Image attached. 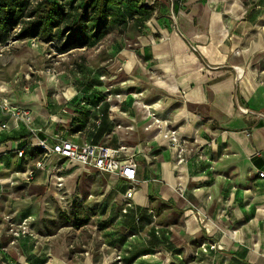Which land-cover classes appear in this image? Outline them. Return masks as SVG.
Returning a JSON list of instances; mask_svg holds the SVG:
<instances>
[{"label":"crops","instance_id":"obj_1","mask_svg":"<svg viewBox=\"0 0 264 264\" xmlns=\"http://www.w3.org/2000/svg\"><path fill=\"white\" fill-rule=\"evenodd\" d=\"M115 2L110 8L114 25L134 48L116 46L112 64L105 68L112 75L110 85L123 96L107 105L106 122L120 128L113 127L101 144L110 148L122 144L137 152L139 185L132 200L137 213L151 209L156 224L170 229L169 242L159 243L142 223L120 216L129 187L124 180L92 169L71 170L64 184L71 177L95 172L110 176L112 187L117 182L122 185L118 202H111L108 210L120 224L114 230L99 228L98 233L84 226L85 250L75 249L79 230L61 251L60 228L48 233L40 220L31 230L36 237L11 244L0 236V264H112L114 256L122 264H264V176L260 175H264V85L255 84L248 74L237 78L244 57L238 48L253 29L264 34L260 28L264 16L257 19L264 0H161L157 5L161 17L153 14L142 29L137 21L145 0ZM25 101L20 106L32 113L33 127L49 136L66 135L72 107L68 106L71 112L59 108L51 112L45 101ZM135 101L159 106L164 129L198 142L202 160L176 165L174 152L161 138L154 139L157 128H147L150 119ZM28 137L22 122L9 119L0 127V191L4 186L7 197L15 198L13 190L19 189L8 186V176L36 159L37 150L26 146ZM18 149H25L22 158L16 157ZM24 187L28 193L20 196V203H13L11 214L36 217L32 200L46 204V196L55 189L50 173H38ZM35 189L45 195L32 193ZM73 195L76 198L75 191ZM124 231L129 235L122 241ZM204 242L219 248L204 255L199 249Z\"/></svg>","mask_w":264,"mask_h":264},{"label":"rangeland","instance_id":"obj_2","mask_svg":"<svg viewBox=\"0 0 264 264\" xmlns=\"http://www.w3.org/2000/svg\"><path fill=\"white\" fill-rule=\"evenodd\" d=\"M170 1L173 2V0ZM158 4H161V0L155 3L154 17H161ZM262 16H264V11L260 12L257 19L260 20ZM113 17H115V13L111 12L107 32L100 39L91 40L83 49L70 51L60 49L58 38L53 42L44 43L36 39L19 41L15 38L17 30L9 32L7 36L2 34L0 39V103L4 102L11 107L22 108L21 102L36 99V102L45 101L47 107L51 108V112L58 108L71 112L68 106L73 107L72 104L82 95L81 93L90 89L91 85L97 84V73L112 64L111 60L116 55V52L113 51L115 47L134 48L131 40L121 38L122 33L115 27L116 20H113ZM125 28L128 26L125 25ZM140 28L142 29L143 25H140ZM260 28L264 30V28ZM238 49L242 52L241 56L244 54L241 62L242 76L248 74L252 76L255 84L264 85V34L258 28L253 29L250 39ZM110 84L109 82L104 83L107 87ZM60 114L65 113L61 110ZM64 117L67 118L68 115ZM9 119L12 118L0 110V127L6 125ZM12 121L21 122L13 119ZM80 137L84 140V136ZM9 178L10 175L7 179L8 186L19 187V189L13 190L16 195L14 198V196L7 197L5 195L7 190L4 186L1 187L0 236H3L5 240H11V244L16 242L12 237L13 233L25 219H27L29 229L26 237H36L31 230L39 224L40 220H43L42 223L45 227L47 226L48 233L52 228L59 227L63 237L59 248L61 251L71 242V238L75 237L72 235L74 231L79 230H81L78 233L81 238L78 241L79 247L75 249L82 252L85 250L82 248L84 245L87 246L84 226H91L88 230L98 233L99 228L110 229L120 224L116 222V215L108 214V210L113 204L111 202L114 201V204L118 202V196L123 189L119 182L112 187L109 184L110 176L90 172L89 175L81 174L76 179L71 177L62 189L55 188L56 190L54 189L52 193L49 192L46 196V204H43L38 198L34 199L35 201L32 200L37 208V216L25 218L13 216L11 213L13 212V203H20L19 198L22 195L26 197L28 190L26 191L24 186L29 183L12 185ZM75 188L76 190H74ZM74 191L77 194L76 198L73 195ZM33 192L38 194L37 196L40 195L41 198L45 195L36 189ZM28 205L27 202L25 207ZM41 215L44 216L41 217ZM51 216H54V221ZM94 226L97 229H92ZM124 233L122 241L129 235L126 231ZM112 262V264H122L116 260L115 256Z\"/></svg>","mask_w":264,"mask_h":264},{"label":"built area","instance_id":"obj_3","mask_svg":"<svg viewBox=\"0 0 264 264\" xmlns=\"http://www.w3.org/2000/svg\"><path fill=\"white\" fill-rule=\"evenodd\" d=\"M157 0H145V6H155ZM238 69V68H236ZM242 72L239 70L238 77ZM112 75L106 71L101 70L99 81L101 86L94 87L95 98H91L90 95L93 90L89 91L88 95L93 101L98 99V104L91 106L88 102V98H80L78 103L79 109H73V116L70 117L68 122V128L71 126L72 120L78 118L81 111L91 110L95 116L91 119L94 127H98L102 121L104 115L102 109L105 105H109L113 99L119 100L123 94L114 85L107 87L104 83L109 82ZM135 105L139 106L146 117L150 119V123L147 128L153 125L157 128V134L154 139L161 138L165 141L166 147L172 150L176 157V165L184 166L191 160H202V151L200 145L196 141H189L180 136L177 130H172L163 127V120L158 116L159 106L150 107L142 102L135 101ZM0 110L6 112L13 120L21 121L27 128L29 137L26 141V146H32L37 150L36 159L33 164L23 171H20L10 176L12 185H22L33 182L38 173L49 172L53 186L60 190L63 188L65 175L71 170H95L109 175H114L119 180H124L128 184V189L123 195L122 208L120 216L123 217L130 212H135L136 206L133 202V195L136 192L139 181L137 178L138 162L136 159L137 152H133L132 148L119 144L116 148H110L104 144H92L85 140H80L77 136L81 134H70L68 131L66 135H47L44 130L33 127V115L32 113L19 106L11 107L7 103H0ZM107 117L108 114L106 113ZM116 121V120H115ZM63 123L62 121H58ZM116 124V123H115ZM114 128H120L119 124ZM132 129L131 127H127ZM42 134L43 137H40ZM25 149H18L15 151L17 158H22L25 155ZM261 176H264L260 174ZM177 192L182 195L183 190L181 187L177 188ZM63 199V198H62ZM147 215L149 216L151 223L150 227L153 228L156 236L160 235V228L157 223V218L153 210L148 209ZM135 221H139V217L135 216ZM28 224L27 219L21 222L18 229L13 233L14 240H18L22 237L28 236ZM165 235L170 236V229H166ZM219 248L218 244L211 242H204L200 245V252L204 255L209 254ZM116 260H120L119 256L115 257Z\"/></svg>","mask_w":264,"mask_h":264},{"label":"trees","instance_id":"obj_4","mask_svg":"<svg viewBox=\"0 0 264 264\" xmlns=\"http://www.w3.org/2000/svg\"><path fill=\"white\" fill-rule=\"evenodd\" d=\"M115 3V0H0V39L2 34L7 36L9 32L17 30L15 38L19 41L36 39L49 43L58 38L60 49L63 51L83 49L91 40H98L107 32L111 19L110 8ZM141 11L142 16L137 21L139 26L151 18L154 7L145 6L143 2ZM100 73L101 71L97 73V84L91 85L90 89L81 93L82 95L72 104L73 109H79L80 98H88L91 106L98 104V99L93 101L90 99L95 98L96 90L93 88L101 86ZM91 90L93 93L90 98L87 95ZM107 111L108 107L105 105L102 109L104 117L98 127H94L91 122L95 116L94 112L81 111L78 118L72 120L68 132L80 133L85 141L92 144L102 143L114 127L111 121L106 122ZM106 124L107 130L103 129ZM147 210L137 213L136 208L135 212H130L122 218L131 216L135 223H142L144 228L150 229V234L159 243L166 244L170 236L165 235L164 230L160 231L159 236L154 234L153 228L149 226L151 220ZM135 216L139 217L138 222L135 221Z\"/></svg>","mask_w":264,"mask_h":264}]
</instances>
